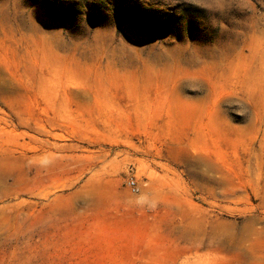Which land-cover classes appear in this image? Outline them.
<instances>
[{
	"label": "rangeland",
	"instance_id": "rangeland-1",
	"mask_svg": "<svg viewBox=\"0 0 264 264\" xmlns=\"http://www.w3.org/2000/svg\"><path fill=\"white\" fill-rule=\"evenodd\" d=\"M0 264H264V0H0Z\"/></svg>",
	"mask_w": 264,
	"mask_h": 264
},
{
	"label": "built area",
	"instance_id": "built-area-1",
	"mask_svg": "<svg viewBox=\"0 0 264 264\" xmlns=\"http://www.w3.org/2000/svg\"><path fill=\"white\" fill-rule=\"evenodd\" d=\"M129 185L132 187V189H133L134 191H139V187H138V185H137V182H136L133 178H131V179L129 180Z\"/></svg>",
	"mask_w": 264,
	"mask_h": 264
}]
</instances>
